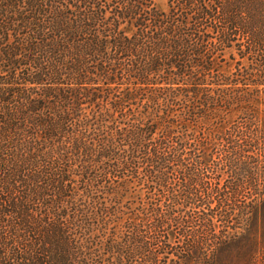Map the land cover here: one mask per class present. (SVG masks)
Here are the masks:
<instances>
[{"label": "trees", "instance_id": "trees-1", "mask_svg": "<svg viewBox=\"0 0 264 264\" xmlns=\"http://www.w3.org/2000/svg\"><path fill=\"white\" fill-rule=\"evenodd\" d=\"M0 264H264V0H0Z\"/></svg>", "mask_w": 264, "mask_h": 264}, {"label": "rangeland", "instance_id": "rangeland-1", "mask_svg": "<svg viewBox=\"0 0 264 264\" xmlns=\"http://www.w3.org/2000/svg\"><path fill=\"white\" fill-rule=\"evenodd\" d=\"M159 6H161V7H163V8H166V4H167V0H154ZM262 108V107H261ZM213 169L212 170H215V169H217L216 168V166L215 167H212ZM223 172V177H221L220 179L218 178V180L217 181H215L216 183H220V185H222V183L224 182V180H223V178L225 179V170H223L222 171ZM211 175V174H210ZM210 177H214V176H210ZM206 182H208V184H210V183H214V180H213V178H211V179H207L206 180ZM247 188H248V186H247ZM247 188L246 189H243L242 191V195L241 196H245V195H247V196H249V193H248V190H247ZM238 201H239V198L237 199ZM241 201H243L244 199H240ZM243 204V203H242ZM219 212H220V208L218 209V210H216V211H214L213 213H212V215L215 217V216H217V215H219ZM192 225H194V224H188V226H189V228H188V230H190L191 228L190 227H192ZM180 229H181V227H180ZM180 229H178V230H176V231H179ZM182 230V229H181Z\"/></svg>", "mask_w": 264, "mask_h": 264}]
</instances>
